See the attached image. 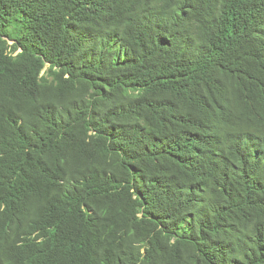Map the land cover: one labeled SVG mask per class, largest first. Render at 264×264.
<instances>
[{"label":"trees","instance_id":"obj_1","mask_svg":"<svg viewBox=\"0 0 264 264\" xmlns=\"http://www.w3.org/2000/svg\"><path fill=\"white\" fill-rule=\"evenodd\" d=\"M0 264H264V0H0Z\"/></svg>","mask_w":264,"mask_h":264}]
</instances>
